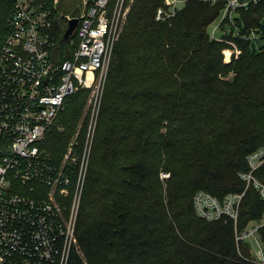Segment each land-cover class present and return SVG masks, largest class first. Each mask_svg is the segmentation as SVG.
I'll return each instance as SVG.
<instances>
[{
    "label": "trees",
    "instance_id": "1",
    "mask_svg": "<svg viewBox=\"0 0 264 264\" xmlns=\"http://www.w3.org/2000/svg\"><path fill=\"white\" fill-rule=\"evenodd\" d=\"M73 5L60 0L57 8L71 12ZM163 5L132 2L98 112L92 118L91 90H78L39 143L52 163L64 164L70 146L79 157L65 163L67 211L89 149L68 264H255L249 246L236 245L232 221L200 218L193 198L205 191L221 201L242 192L246 159L264 146V0L240 11L239 36L230 26L223 40L208 31L222 2L187 0L174 18L156 21ZM11 11L12 3L0 0V46ZM66 27L56 25L61 36ZM230 42L240 54L225 63ZM262 215L264 203L249 189L238 227ZM260 237L264 242V228Z\"/></svg>",
    "mask_w": 264,
    "mask_h": 264
},
{
    "label": "built area",
    "instance_id": "2",
    "mask_svg": "<svg viewBox=\"0 0 264 264\" xmlns=\"http://www.w3.org/2000/svg\"><path fill=\"white\" fill-rule=\"evenodd\" d=\"M12 11L9 31L0 46V264H68L76 243L75 221L84 185L88 151L79 161L77 181L69 211L62 199L70 194L65 172L68 160L78 161L68 148L62 165L44 159L39 143L52 125L66 97L85 88L92 94V118L112 58L114 46L133 0H77L69 14L60 11V0L52 6L35 0H9ZM187 0H164L155 14L156 21L176 16ZM223 3L219 16L233 27L235 17L261 0H202ZM77 19L69 49L59 48V30ZM214 38V34H210ZM252 34L251 40L257 41ZM223 40V38L218 39ZM66 51V58H62ZM225 61L237 59L240 50L230 42L223 51ZM92 132V131H91ZM248 171L240 174L245 183L240 193L218 200L199 191L193 205L197 215L209 222L230 220L236 245L246 243L250 260L264 264V242L260 230L264 217L239 228L240 207L249 189L264 203V146L246 159ZM167 178L168 174H162Z\"/></svg>",
    "mask_w": 264,
    "mask_h": 264
},
{
    "label": "rangeland",
    "instance_id": "3",
    "mask_svg": "<svg viewBox=\"0 0 264 264\" xmlns=\"http://www.w3.org/2000/svg\"><path fill=\"white\" fill-rule=\"evenodd\" d=\"M134 1V0H133ZM132 1V2H133ZM62 2L64 3V5H71V4H73V3H76L77 4V0H62ZM132 2H130V4H132ZM187 2V1H186ZM76 6V5H75ZM75 6L74 7H72L73 9L75 8ZM69 10L70 9H68V10H66V12L64 11H62L63 13H67V14H69ZM208 31H209V36H210V34H214V37H215V39H221L226 33H229V31H230V26H229V24H227V23H225V24H222V19L220 18V16H218L214 21H213V23L209 26V28H208ZM64 34V33H63ZM63 36V35H62ZM62 36H60L61 38H62ZM70 40H71V38L69 39V41H68V43H67V45H66V47H65V49L67 48V46H69V42H70ZM60 41V40H59ZM58 44H59V42H58ZM67 49H69V47L67 48ZM225 49H223L222 50V54H223V51H224ZM223 59H224V62L225 63H228V61H225V56H224V54H223ZM230 62V61H229ZM92 94L90 95V98H89V100H88V108H91L92 109V105H93V101H92ZM262 217H264V215H262Z\"/></svg>",
    "mask_w": 264,
    "mask_h": 264
},
{
    "label": "water",
    "instance_id": "4",
    "mask_svg": "<svg viewBox=\"0 0 264 264\" xmlns=\"http://www.w3.org/2000/svg\"><path fill=\"white\" fill-rule=\"evenodd\" d=\"M77 19H72L68 22V25L64 31L62 38L59 41L58 47L65 48L69 39L72 37L76 27H77Z\"/></svg>",
    "mask_w": 264,
    "mask_h": 264
},
{
    "label": "bare ground",
    "instance_id": "5",
    "mask_svg": "<svg viewBox=\"0 0 264 264\" xmlns=\"http://www.w3.org/2000/svg\"><path fill=\"white\" fill-rule=\"evenodd\" d=\"M227 61H228V59H227Z\"/></svg>",
    "mask_w": 264,
    "mask_h": 264
}]
</instances>
